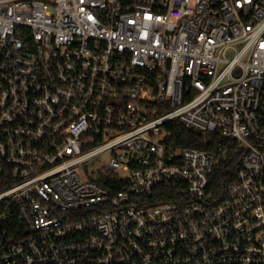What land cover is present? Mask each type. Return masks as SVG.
Here are the masks:
<instances>
[{"label":"built area","instance_id":"built-area-1","mask_svg":"<svg viewBox=\"0 0 264 264\" xmlns=\"http://www.w3.org/2000/svg\"><path fill=\"white\" fill-rule=\"evenodd\" d=\"M0 186V264H264V0H0Z\"/></svg>","mask_w":264,"mask_h":264},{"label":"trees","instance_id":"trees-1","mask_svg":"<svg viewBox=\"0 0 264 264\" xmlns=\"http://www.w3.org/2000/svg\"><path fill=\"white\" fill-rule=\"evenodd\" d=\"M166 130L170 133V138L168 142L172 145L179 147H189L198 148L201 150L215 151L219 147L226 146V141L219 138L218 134L210 133L207 134V142L203 145L198 143L199 139H203L204 135L196 134L188 129H186L180 122L173 121L166 126ZM230 153H240L236 148H232ZM236 165L235 158L225 162L218 168L214 174L211 188L214 194L221 198L224 197L225 190L227 188L230 173L232 172L234 166ZM6 186H0V191L4 190ZM119 190H122L119 188Z\"/></svg>","mask_w":264,"mask_h":264},{"label":"rangeland","instance_id":"rangeland-1","mask_svg":"<svg viewBox=\"0 0 264 264\" xmlns=\"http://www.w3.org/2000/svg\"><path fill=\"white\" fill-rule=\"evenodd\" d=\"M110 158H111V155H110V154H106V155H104V156L101 158V160H100V165H101V166H105V165H107L108 162H109V160H110ZM96 168H97V167H96Z\"/></svg>","mask_w":264,"mask_h":264}]
</instances>
